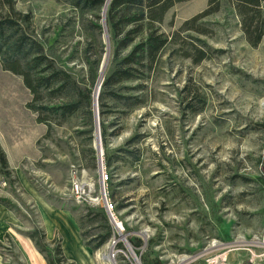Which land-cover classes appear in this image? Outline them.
<instances>
[{"label":"rangeland","instance_id":"374dc122","mask_svg":"<svg viewBox=\"0 0 264 264\" xmlns=\"http://www.w3.org/2000/svg\"><path fill=\"white\" fill-rule=\"evenodd\" d=\"M11 1L30 15V32L46 55L70 75L71 89L44 92L42 102L79 101L81 108L68 118L54 116L48 133L27 108L33 96L22 77L0 63V145L8 152L0 174L7 204L0 206L10 213L0 264H33L26 245L39 264H112L110 258L113 264H206L233 249L231 264H264V37L256 47L247 42L233 0H222L200 22L209 34L182 36L184 51L205 44L210 58L194 64L170 43L145 79L107 89L117 59L129 50L117 55L106 34L107 0L98 7L86 0ZM209 2L176 5L161 31L171 36ZM199 96L204 106L195 107L202 109L187 110ZM108 229L112 238L94 249L93 239Z\"/></svg>","mask_w":264,"mask_h":264},{"label":"trees","instance_id":"16d2710c","mask_svg":"<svg viewBox=\"0 0 264 264\" xmlns=\"http://www.w3.org/2000/svg\"><path fill=\"white\" fill-rule=\"evenodd\" d=\"M93 7L102 6L104 0H86ZM187 0H111L107 6L105 24L115 47L117 55L126 49L127 53L117 59V65L113 73L106 79L105 89L123 84L124 82L145 79L146 75L153 71L159 56L170 43L179 46V52L183 58L191 59L194 64H200L210 58L207 46L202 41L203 48L190 46V52L184 51L186 38L182 37L188 32L207 35L209 31L200 24L212 14L218 12L222 0H210L208 8L201 14L186 21L174 34L166 35L160 26L166 15L178 4ZM4 2V1H3ZM236 14L241 20V29L247 42L258 46L264 37V0H233ZM31 17L29 14H21L13 7V1L6 0V4L0 8V63L4 71L11 72L23 79L25 87L33 96V102H41L38 106L33 102L27 108L39 114L38 122L48 126V133L52 130L54 116L68 118L77 113L81 108V102L76 101L61 107H50L43 101L44 92H62L71 89L70 75L59 69L54 61L49 58L44 46L30 32ZM184 40V41H183ZM179 41V42H178ZM193 54V55H192ZM76 94L83 97L80 91ZM78 92V93H77ZM114 98L122 103L133 101L131 97L114 94ZM186 104L187 110L192 113L200 111L196 104L203 107L204 100L199 96ZM89 105L91 100L88 99ZM190 103V104H189ZM195 104V105H194ZM104 107V104H101ZM103 140L106 131L101 126ZM129 155V152H126ZM106 164V161H105ZM0 174L7 170V161L0 147ZM2 204H7L0 199ZM112 238V230L93 239L94 249H99ZM59 254L61 251L59 250Z\"/></svg>","mask_w":264,"mask_h":264},{"label":"built area","instance_id":"2783aa9c","mask_svg":"<svg viewBox=\"0 0 264 264\" xmlns=\"http://www.w3.org/2000/svg\"><path fill=\"white\" fill-rule=\"evenodd\" d=\"M103 159V157H102ZM103 165V163H102ZM103 174L105 176V171L103 170ZM103 181L105 182L106 181V178L104 177L103 178ZM74 192L78 195V197L80 198V194L82 193L83 194V191H82V188H80L79 186H75L74 188ZM106 207L111 215V218L115 224V226H117V228L119 229V224L117 223V219L114 217V214H113V206L110 204V202L106 199ZM262 248L264 250V242L262 244ZM232 251H236V250H229L227 251L226 253H218L214 256H212L206 264H231L229 262V259H228V253L232 252ZM113 257H115V255H113ZM262 259H264V252L263 254L260 256ZM236 264H240V263H236ZM250 264H253V262H250Z\"/></svg>","mask_w":264,"mask_h":264},{"label":"crops","instance_id":"0c3cea01","mask_svg":"<svg viewBox=\"0 0 264 264\" xmlns=\"http://www.w3.org/2000/svg\"><path fill=\"white\" fill-rule=\"evenodd\" d=\"M34 141H35V138H31L30 142L32 143ZM0 147H1V145H0ZM2 150H3V152L5 154H8V152L6 150H4V149H2ZM25 156H26L25 153H20V158H25ZM28 156H31V154L28 155ZM9 222H10V213H9V211H6L3 206H0V234H3L5 232L4 230H8L9 229ZM26 253H27L30 261L33 262V264H39V262L37 260V257L32 252L30 246H28V245H26Z\"/></svg>","mask_w":264,"mask_h":264},{"label":"water","instance_id":"95a60500","mask_svg":"<svg viewBox=\"0 0 264 264\" xmlns=\"http://www.w3.org/2000/svg\"><path fill=\"white\" fill-rule=\"evenodd\" d=\"M111 0H107L106 2V6H105V12L107 10V6L108 4L110 3ZM104 26H105V31H106V34L108 33L107 32V29H106V24H105V18H104ZM108 58H109V46H108V53H107V57L105 59V62L103 63L102 65V71L105 70L106 66H107V62H108ZM97 123H98V130H99V116L97 115ZM96 148L99 150V153H100V159H101V163H103V153L101 152V137H100V133L98 134V138H97V143H96ZM263 169H264V164H263ZM104 196L106 197L105 195V190H104Z\"/></svg>","mask_w":264,"mask_h":264},{"label":"bare ground","instance_id":"6f19581e","mask_svg":"<svg viewBox=\"0 0 264 264\" xmlns=\"http://www.w3.org/2000/svg\"><path fill=\"white\" fill-rule=\"evenodd\" d=\"M1 79H4V78L0 77V88L5 84V83H3V80H1ZM215 246H216V243H213L212 244V247H215ZM108 261L109 262H112V264H113V261H111V258L108 259Z\"/></svg>","mask_w":264,"mask_h":264}]
</instances>
